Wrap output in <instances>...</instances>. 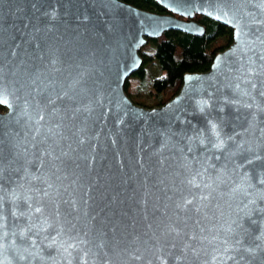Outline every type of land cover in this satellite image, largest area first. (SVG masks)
I'll list each match as a JSON object with an SVG mask.
<instances>
[{
    "label": "water",
    "instance_id": "obj_1",
    "mask_svg": "<svg viewBox=\"0 0 264 264\" xmlns=\"http://www.w3.org/2000/svg\"><path fill=\"white\" fill-rule=\"evenodd\" d=\"M156 1L0 0V264H264V0ZM196 14L233 43L134 103L147 38Z\"/></svg>",
    "mask_w": 264,
    "mask_h": 264
},
{
    "label": "trees",
    "instance_id": "obj_2",
    "mask_svg": "<svg viewBox=\"0 0 264 264\" xmlns=\"http://www.w3.org/2000/svg\"><path fill=\"white\" fill-rule=\"evenodd\" d=\"M137 8L158 14H170L156 0H123ZM195 20L206 26L204 35H191L177 30L165 31L162 36L147 38L141 48L142 68L125 82L126 94L134 103L145 106L143 97H153L154 106H163L173 99L183 86L186 73L207 72L218 53L233 43V30L208 16L195 15ZM156 66L160 75H152L150 68ZM3 111L4 107H0Z\"/></svg>",
    "mask_w": 264,
    "mask_h": 264
},
{
    "label": "rangeland",
    "instance_id": "obj_3",
    "mask_svg": "<svg viewBox=\"0 0 264 264\" xmlns=\"http://www.w3.org/2000/svg\"><path fill=\"white\" fill-rule=\"evenodd\" d=\"M150 72H152V75H160L161 73L156 66H153L152 68H150ZM142 102L145 103L144 104L145 106H152L150 104L153 102V97L150 95H146L143 97ZM154 107H157V106H154ZM149 108H152V107H149Z\"/></svg>",
    "mask_w": 264,
    "mask_h": 264
},
{
    "label": "snow or ice",
    "instance_id": "obj_4",
    "mask_svg": "<svg viewBox=\"0 0 264 264\" xmlns=\"http://www.w3.org/2000/svg\"><path fill=\"white\" fill-rule=\"evenodd\" d=\"M6 102V101H5ZM213 128H215V125H213ZM36 211H39V209H36Z\"/></svg>",
    "mask_w": 264,
    "mask_h": 264
}]
</instances>
